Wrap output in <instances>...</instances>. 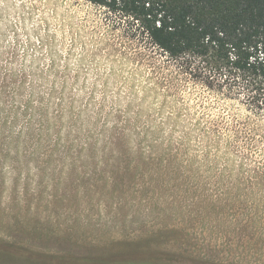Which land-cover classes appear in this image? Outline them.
<instances>
[{
	"label": "rangeland",
	"instance_id": "obj_1",
	"mask_svg": "<svg viewBox=\"0 0 264 264\" xmlns=\"http://www.w3.org/2000/svg\"><path fill=\"white\" fill-rule=\"evenodd\" d=\"M225 116L264 142L243 99L122 13L0 0V264H103L135 245L255 264V163L241 170L195 136Z\"/></svg>",
	"mask_w": 264,
	"mask_h": 264
},
{
	"label": "trees",
	"instance_id": "obj_2",
	"mask_svg": "<svg viewBox=\"0 0 264 264\" xmlns=\"http://www.w3.org/2000/svg\"><path fill=\"white\" fill-rule=\"evenodd\" d=\"M131 18L149 42L173 59L198 61L205 75L228 96H237L264 120V0H87ZM229 111L227 112V114ZM206 153L255 163V185L264 187V142L260 134L222 117L220 124L195 127ZM234 158V159H233ZM263 249L264 226L255 225ZM99 256L103 264H225L219 260L170 259L141 246ZM182 256V254H180ZM176 262V263H175ZM232 264V263H227ZM246 264V263H245Z\"/></svg>",
	"mask_w": 264,
	"mask_h": 264
}]
</instances>
